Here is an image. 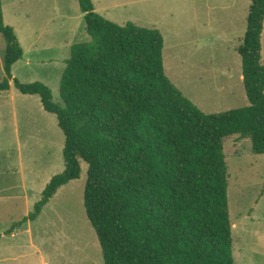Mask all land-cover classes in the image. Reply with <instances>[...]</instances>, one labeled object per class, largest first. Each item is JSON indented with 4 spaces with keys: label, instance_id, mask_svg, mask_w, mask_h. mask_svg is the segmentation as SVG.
Returning <instances> with one entry per match:
<instances>
[{
    "label": "trees",
    "instance_id": "16d2710c",
    "mask_svg": "<svg viewBox=\"0 0 264 264\" xmlns=\"http://www.w3.org/2000/svg\"><path fill=\"white\" fill-rule=\"evenodd\" d=\"M78 2L92 40L72 46L62 104L45 84L15 79L23 95L39 96L57 116L66 138L65 171L20 226L35 222L60 189L80 179L84 162V205L105 264H235L224 142L250 139L253 153L264 155V0H251L237 50L250 104L219 114L202 112L168 78L158 29L118 25L92 0ZM0 34L5 92L24 51L5 24L1 0Z\"/></svg>",
    "mask_w": 264,
    "mask_h": 264
},
{
    "label": "rangeland",
    "instance_id": "374dc122",
    "mask_svg": "<svg viewBox=\"0 0 264 264\" xmlns=\"http://www.w3.org/2000/svg\"><path fill=\"white\" fill-rule=\"evenodd\" d=\"M1 1L26 56L13 67V90L0 92V264H105L84 205V162L81 178L60 189L35 222L20 226L50 181L65 171L66 138L57 116L44 110L39 96L23 95L15 79L47 85L62 104L61 79L72 46L92 40L85 16L78 0ZM92 2L99 15L118 25L158 29L166 75L205 114L249 106L237 50L251 0ZM262 44L264 62V32ZM6 47L0 34L3 57ZM224 149L235 264H264V155L254 154L251 140L239 136L227 138Z\"/></svg>",
    "mask_w": 264,
    "mask_h": 264
},
{
    "label": "crops",
    "instance_id": "0c3cea01",
    "mask_svg": "<svg viewBox=\"0 0 264 264\" xmlns=\"http://www.w3.org/2000/svg\"><path fill=\"white\" fill-rule=\"evenodd\" d=\"M95 11H96V9H95ZM83 13V12H82ZM3 14H4V21H5V24L7 25L8 23H7V21H6V14H5V8H4V6H3ZM8 26H9V24H8ZM13 26V25H12ZM16 28V27H15ZM17 29V28H16ZM26 56V52H24V57ZM2 57H3V55H1L0 54V59H2ZM3 63H4V57H3ZM17 64V63H16ZM15 64V65H16ZM14 65V66H15ZM13 66V67H14ZM14 69V68H13ZM13 69H12V74H14V72H13ZM13 77H15V75H13ZM243 81H244V78H243V76H241L240 77ZM10 85H11V88H10V90L9 91H12L13 90V88H12V86H13V83H12V81H11V83H10ZM47 86V85H46ZM5 92H8V91H5Z\"/></svg>",
    "mask_w": 264,
    "mask_h": 264
}]
</instances>
